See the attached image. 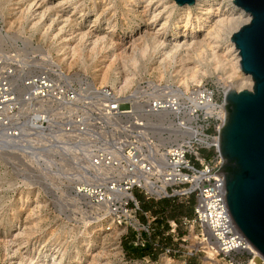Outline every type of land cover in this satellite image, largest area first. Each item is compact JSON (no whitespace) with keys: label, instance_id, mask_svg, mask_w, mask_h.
I'll list each match as a JSON object with an SVG mask.
<instances>
[{"label":"rangeland","instance_id":"rangeland-1","mask_svg":"<svg viewBox=\"0 0 264 264\" xmlns=\"http://www.w3.org/2000/svg\"><path fill=\"white\" fill-rule=\"evenodd\" d=\"M33 1L0 0V87L4 86L2 82L5 81L7 84L4 87L7 90L9 87L15 99H24L26 107L21 110L15 108L6 116L4 115L3 117L7 118L11 114L9 118L5 119L8 123L3 119L2 121L5 123L3 122L0 126V138L8 146L4 149L15 150L16 154L7 156L6 160L0 157V264H18L19 260L22 261V264L29 261L30 264H35L38 256L44 253L49 256L55 254L62 257L63 252L66 253L62 264H77L78 258H82L81 264H94L95 261L97 264H226L225 261L214 256V250L213 255H207V252L201 251L193 257L185 258L162 255L161 250L155 249L153 245L155 242L174 243V239L167 235L169 229L167 220L192 215L195 203L194 194L189 197L157 198L150 197L144 190L136 188L134 196L138 197L141 207L158 216L153 221L154 232L150 238L138 241L135 231L131 227L126 228L124 224H119L109 207L104 213L97 215V210L91 204V198L94 196L81 193L79 188H83L84 185L87 189L93 187L92 189H96L97 194L102 190L97 185L78 183V177L82 178L81 175L85 173V175H94L95 172H92L90 168L91 151L107 147L112 148L106 149L108 152L116 153L117 146L125 144L128 140L137 142L145 158L148 159L147 155H151L149 152L151 147H157V154L164 155L165 160L166 149L172 143L178 142L180 138L174 137L171 141L161 142L169 135L165 130L166 123L157 125L158 129L143 128L147 123L145 118L147 112L151 111V107L157 99L159 101L161 99L171 100L172 97H166L170 93L173 95L175 90L181 92L174 93L173 98L178 96L176 99L178 100L179 97L186 99V96L192 94H200L202 97L204 94L202 88L207 87L215 89L216 99L221 100L219 91L222 89L225 91L226 87L233 84L227 79V76L232 72L231 65L236 61L237 54L235 49H229L228 52L231 41L223 38L220 41V47L217 48L218 54H223L220 57L228 58L227 61L231 62L227 68L222 65L215 69L212 64L208 66L201 63L203 69L198 75L201 82L196 83L189 79L188 86L183 87V80L191 76L189 68L193 69L194 65L198 66L200 62L191 56V59H186L182 64L173 63L172 68L165 69L166 62L162 61V54L169 50L168 46L163 48L162 44L155 45L154 40L152 41L150 37L151 33L156 34L158 39L166 42L172 39V34L179 29L175 25L179 9L171 4V0H152L153 2L137 0L138 3L134 8L137 7L140 10L146 8V13L142 14L129 11L130 6L124 8L123 0ZM30 3L33 6L31 11L27 12ZM48 5H55L54 7L57 8L52 7V10L47 12ZM107 5L108 7H106ZM98 11L104 12L100 16ZM40 13H44L41 20L38 19L41 16ZM155 14H158V17L154 18L151 23ZM167 18L166 27L160 31ZM53 19L56 20L51 31H48ZM35 21L38 22V25H35ZM245 22L246 20L242 21L241 25H244ZM60 29L62 30L59 31ZM85 33L87 35L83 38L82 34L85 35ZM204 34L205 32L202 30L198 32L197 39L201 40L203 38L201 35ZM97 35L108 37L106 48H100L102 44L97 47L93 46ZM143 37H147V41L149 40L150 49L146 56H142L140 51L137 52L140 57H137V60L140 63L134 67L133 61L128 60L126 53L132 52L134 44L139 45ZM66 39L69 40L67 51L75 48L83 53V58L80 62H76V65L72 61L71 52L66 54L65 48H60L65 44ZM92 49L94 52L90 54ZM70 61L74 63L71 66ZM51 63L61 67L60 69L66 76H60L58 72H54L52 68L56 65L53 66ZM108 65L112 67V76H116L117 81L121 84H124L126 74H134L131 86L118 95V99L122 100L118 116H109L106 113V102L104 99L99 100L102 95L96 93L95 89L100 86L102 75ZM155 67H158L162 73L152 69ZM239 73L234 79L236 84L233 86L251 89L249 79L243 78V75ZM40 74L53 79L55 83L51 80L52 86L64 84L76 90L80 98L79 104L73 106H70L69 102H66L69 105L54 102L51 98L50 100L63 108V111L61 110V114H56L57 120L54 116L53 121H57V124H54L53 130L49 129L48 123H42L45 130L41 135L35 131H37L36 128L39 129L37 126L40 125L38 116L41 113L39 111L44 110L37 106L32 108V87L34 86L30 85V83H36L34 79ZM117 84L109 79L103 83L102 87L114 91ZM53 90L48 96L53 97ZM7 93L9 91L4 94ZM59 94L60 91L56 90V95ZM124 112L131 114L123 115ZM174 116L177 115L171 112V129L176 131L179 124L173 122V119L176 118ZM215 116L216 120L212 121L211 129L208 131L213 134L216 133L220 119L217 115ZM77 118L86 120L87 130L84 134H81L84 124L81 121L77 123ZM203 119L199 125L206 124ZM18 122L23 128L20 126L21 128L17 130ZM182 122V125H186L183 120ZM65 126L71 127L68 130L71 131L70 134L63 133V130L66 129ZM10 131L13 132V135ZM17 142L19 143L17 144ZM204 152L212 153L208 150H204ZM94 157L93 155L92 159ZM117 159L115 157L114 160L108 162L110 166L107 165L104 169L107 171L103 172L120 171L119 165L114 166V161H117L118 164L121 162ZM105 185H107L105 199L107 197L108 200L115 199L118 194L114 188L116 183L110 180ZM108 191L115 193L110 197ZM105 205L107 202L98 203L97 206ZM145 206L149 208H145ZM139 216L141 220H146L142 212ZM102 220L104 221L101 222ZM99 223H103L106 230L95 234L92 238V245L86 246L84 240L90 237L91 229ZM94 230L92 229V231ZM21 231H24L25 234L22 235ZM26 231H30L31 236L30 234L28 236ZM184 233L186 234L187 231L181 228L180 234ZM22 241L23 243H21ZM14 248L20 251L14 254L12 252ZM144 250H148L149 253L144 254L146 252ZM48 260H50L49 257ZM51 262L49 261L48 264Z\"/></svg>","mask_w":264,"mask_h":264},{"label":"built area","instance_id":"built-area-1","mask_svg":"<svg viewBox=\"0 0 264 264\" xmlns=\"http://www.w3.org/2000/svg\"><path fill=\"white\" fill-rule=\"evenodd\" d=\"M38 77L50 79L48 76L42 74L36 78ZM53 82L55 83L54 80ZM202 89L205 90V93L211 92L212 100L200 103V106L195 108V101L190 99L193 94L186 96V99L179 97L181 109L177 117L173 119V122L182 125L183 120L186 123L185 126L182 125L184 128H196L211 138L218 136V143L208 146L196 140L192 144L183 143V140H178V142L172 143L166 149V160L161 168L153 166L148 161L151 167L146 170V168H142L140 165L141 160H143L140 153H144L137 142L128 140L125 144L117 146L116 153L118 155H114V157L121 159L120 164L114 161V166L119 165L121 170H112L106 174H102L101 170L105 169V167H102L104 166L102 162L109 165V153L112 151L108 152L106 149L112 148L100 147L92 151L90 158V168L95 174L85 175V173L81 175L83 177H78V183L100 186V190L102 191H100L99 197L94 196L91 198V204L97 210V215L104 213L109 207L119 224H124L126 228L131 227L135 231L138 241L144 240L147 237L150 238L154 232L153 221L158 216L152 214L149 210H144L137 196L125 198L118 193L115 199H105L107 188L105 184H108L110 180H114V182L125 185L134 195H136L134 190L138 188L144 190L150 197L155 196L157 198L189 197L194 194L195 203L192 215H184L167 220L169 225L167 235H170L174 239V243L153 242L155 249L161 250L162 255L190 258L201 251L206 252L207 248H212L215 251L214 256L220 260L229 264H247L254 257V252L251 250L252 245L236 225L226 202L225 176L222 170L224 160L219 149L220 130L225 121L222 123L221 119H219L216 133L208 132L211 129L212 121L216 120V116L209 112L208 109H212L213 104H224L229 89L226 92L224 89L219 91L221 93V100L216 99L215 89L207 87H203ZM56 90L60 91L59 95H56ZM53 97L48 96L46 98H52L54 102L60 104H68L66 102H69L70 106L77 105L80 101L78 92L64 84H55ZM101 99H104L106 102L105 111L109 116H118L120 114L117 113L120 110L121 104L118 97L102 96L99 100ZM77 119V123L81 121L84 124L82 125L84 128L83 132H81V134H84L87 130L86 120L84 118ZM201 119L206 121L205 125H199ZM65 128L67 130L64 129L63 133L66 135L70 134L71 131L68 130L71 127L65 126ZM132 148L134 149L133 155L135 157L132 155L129 158L128 152ZM204 150L211 151L212 153H205ZM98 154H100L98 158L94 157L92 159L93 155L97 156ZM106 157L109 158L105 159ZM92 162H95L96 165H91ZM134 175L144 177L155 188L165 187L167 194L158 195L155 192L147 191L141 187L140 182L134 178H130ZM98 198L102 199L98 200ZM103 202H107V205L103 207L97 206L98 203ZM140 212L143 213L146 220H141L139 216ZM181 228L186 230L187 233L180 234Z\"/></svg>","mask_w":264,"mask_h":264},{"label":"bare ground","instance_id":"bare-ground-1","mask_svg":"<svg viewBox=\"0 0 264 264\" xmlns=\"http://www.w3.org/2000/svg\"><path fill=\"white\" fill-rule=\"evenodd\" d=\"M68 1H70V0H67L65 2H68ZM234 1L235 0H196V2L193 5L184 4V5L180 6L175 0H171V2H172L171 4H173L174 7H178V9H179L178 19L175 22L176 27L179 28V29L177 30L176 33L172 34L173 35L172 36V39H169L170 41L168 40L166 42H164V40L161 41L160 39H158V37H157L156 34H152L151 33L150 37L152 38V41L154 40V44L155 45L162 44V45H164L163 48L164 47L166 48V46H168V49L169 50L168 51H164L163 54H162V57H163L162 58V61L163 62H166L165 63L166 64L165 69H167L168 67H171L172 65H174L173 63H175V64H179V63L182 64V62H184L186 59H189V58L191 59V56L197 58L198 61L200 62L199 65L197 64L198 66L194 65L195 67L193 69L192 68H189L190 66L188 67L189 69H191V72L188 71L189 69L186 70V71H188L189 73H191V76H190V78H185V76H184L185 79L184 78H181V79H184L183 82H182L183 87H187L188 86L189 79L191 81H193V82H196V83H200L201 82V80L198 77L199 73L202 71L201 69H203L201 67V63H205L208 66H210V64H212V65H214L215 69H218V67L219 66H222V65L225 66V68H227L228 65H230L231 62L230 61H227L228 58L227 59L226 58H221L220 55H223V54H220V55L218 54L217 48L220 47L219 44H220V41L223 38L228 39L229 41H231V46H230L231 48L230 47L228 48V52L230 50H234L235 49V52L237 53L236 54V61L233 60L234 61L233 62L234 64L231 65V68H232L231 71L232 72H230V74L227 76V79L230 80L231 82H233V84H231L230 87H226L225 88V92L228 89L234 88V87L237 88L238 91L242 90V88H239L238 86H233L234 84H236V82L234 81V79H236L235 77L237 76V74L239 72L243 75V78L245 77V78L249 79V82L251 83V87L253 86L252 84H254V82H253L252 76L250 74L244 73L243 70L241 69V65H240L241 55L239 54L240 52H239V49H237V46H236L235 42L232 40V37H233L234 33L237 32L241 28V26H242L241 25V22L244 21V20H246L245 24L248 23L251 20V15L249 13H247L243 8L239 7ZM33 2H35V0ZM33 2H32V4H33ZM151 2H153V1L151 0ZM137 3H138L137 0H123V6H124V8L130 6V10L129 11L132 10V12L134 11V13L137 12L139 14L144 13L146 11V8L144 10H140L137 7L134 8L135 4H137ZM147 3H149V2L147 1ZM32 4L30 3L29 7L26 10L27 12L31 11L32 6H33ZM49 5H51V4H49ZM49 5L47 6V8L49 9V10H47V12H49L50 9L52 10V7L55 6V5H52V6H49ZM106 7H108V5ZM147 7H149V6H147ZM54 8H57V7H54ZM45 11H46V9H45ZM125 11L127 12V10H125ZM82 12L84 13V9L82 10ZM103 12L104 11H100V12L98 11V14L100 13V16H101L103 14ZM134 16H136V15H134ZM39 17L40 18H38V19L41 20L44 17V13H42L41 16H39ZM157 17H158V14H155L154 17H153V19L150 22L152 23L153 20H154V18H157ZM55 20L56 19H53L52 22L50 23V25L48 27V31L52 28V25L54 24ZM38 22H40V21H38ZM38 22H36L35 25H38ZM167 23H168V18L165 20L163 26L160 28V31L163 30L166 27ZM33 24H34V22H33ZM108 26H110V25H108ZM45 28H47V27H45ZM61 30L62 29H60L59 31H61ZM201 30L204 31L205 34L204 35H201V37L203 36V38L201 40H198L197 37H196V35ZM86 35H87L86 33H85V35L82 34V37L85 38ZM55 37H57V36H55ZM107 38L108 37H106V35L105 36L104 35L103 36H98L97 35L96 39L93 42L94 45L93 44L92 45L97 47L100 44H102L100 48L104 49V48L107 47L106 46ZM108 41H107V43H108ZM148 41H147V37H143L142 40H141V43H139V45H137V44L135 45L134 44L132 52L126 53L127 54V57H128V60L131 59L133 61L134 67H137V64L140 63L137 60V57H138L137 52L140 51V53H141L142 56H146V53L149 51L150 45H149ZM64 42H65V44H63L60 48H65L66 54H68V53L70 54V52H71L70 55H71V58L73 59L72 61H74L75 62V65H76V62L77 63H78V61L80 62V60L83 58V53H81L78 49H75V48L74 49H71L70 51H67L69 40L66 39ZM92 48L94 49V47H92ZM160 48H161V46H160ZM69 49H70V47H69ZM82 49H80V50L82 51ZM58 50H59V48L57 49V51ZM153 50H154V47H153ZM162 51H163V49H162ZM82 52H84V51H82ZM92 52H94V50L91 51L90 54H92ZM90 54H89V56H90ZM48 57H49V55H48ZM138 58H140V57H138ZM125 59L127 60V58H125ZM72 61H70L71 62L70 63V66L74 64V63H72ZM130 63H132V62H130ZM54 65H56V64H54ZM107 67L108 68H106V70H104L105 72L102 75V81H100V86L98 88L97 87L95 88L96 89V93H98L99 95H102L104 97H111V98L112 97H117L120 93L124 92L125 90H127L129 88V86H131V84L133 83V80H134V74H132V73L126 74L127 76L125 77V82H124V84H121V82H118L117 81L118 79H117L116 76L115 77L112 76V74H111L112 67L110 65H108ZM60 68L61 67H59L58 65H56L54 68H52V70L54 72H58V74H60V76L61 75L62 76H66V74L63 72V70H61ZM130 68H132V67H130ZM183 68H184V66H183ZM152 69L156 70L158 73H162V71L158 67H155V68H152ZM180 69H178V70L181 71L182 69L181 70ZM186 69H187V67H186ZM208 69H210V68H208ZM168 70H166V71H168ZM135 73H136V71H135ZM170 75H172V74L170 73ZM186 77H187V75H186ZM109 79H111L112 81L118 83L117 86L114 87V89H113L114 91H109V90L105 89L104 87H102L103 86V83L105 81L109 80ZM34 80H35V82L37 84L36 83L34 84V82L33 83H30V85H33L34 86V87H32L33 88L32 89V95H33L32 99H33V102H32L31 105H32V108H34V107L37 106L39 109L41 108L42 110H44V111H41V112L39 111V113H41L38 116L39 117L38 120H39L40 125L37 126V127H39V129L36 128L37 131H35V132H38L41 135V133H43L44 130H45V128L42 127V123H48L49 129L50 130H53L55 128L54 124L55 125L57 124V121H53L54 116L56 117V120H57L56 114L57 113H60L61 114V110L63 108L59 107V105L58 104H55L52 100L46 98L49 95V93L52 92V90L54 89V86H55V85L52 86L53 83H52L51 80L45 79V78H41V77L38 78V79H34ZM2 83L4 84V86L7 84V83H5V81L2 82ZM35 85H37V86H35ZM4 86L2 85V87H0V117H1L0 118V126L3 124V122L5 121V119L9 118V116L11 114L7 118L6 117L4 118L3 117L4 115L6 116V114H8L9 112H11L15 108H18V109L21 110V109H24V107H25V105H24V101L25 100L24 99L22 100V99H19V98H16L15 99V97L12 96V92L9 90V87L7 86L8 87V90H7ZM7 91H9V93L4 94ZM173 92L175 93L177 91L175 90ZM178 92H180V91H178ZM29 93H31V92H29ZM174 93H173V95H172V93H170L166 97V98H171L172 97L171 100H167V99H163L162 100L161 99V101H159V99H157L155 101V103L151 107V111H148L147 114H146V117L145 118L147 120V123L145 124V126H143V128H145V129L148 128L149 130L152 129V128L153 129H158L157 128V125H160V124L163 125L164 123H166L167 127L165 128V130L168 132L169 135L166 138L162 139L161 142L171 141L172 139H174V137H176V138H180V140H183V143H187V144H192V142L194 140H196V141H198V142H200L202 144L208 145V146H210L212 144L218 143V136H214L212 138L211 137H208V136L204 135V133L202 131H199L196 128H192L191 127V129H189L190 127L189 128H184L183 126H185V125H183V126H179L178 125V128L176 129V131L173 130V129H171L172 122L170 120V114H171V112H173L174 115H178L179 114V111L181 109V103H180V101L179 100H176L178 96L177 97L175 96L173 98ZM43 94H45V95L43 96ZM180 96H182V95H180ZM211 97H212L211 92L205 93V90H204V94H203L202 97H200V94H197L193 98L191 96L190 99H192L193 101H195L194 102V107L197 108V107L200 106V103H205V102L211 101L212 100ZM118 98H119V96H118ZM118 100L119 101H122L121 99H118ZM208 111L211 112L214 115H217V117H219L221 119L222 123L225 121V103L224 104H221V105H219V104H213L212 109H208ZM117 113H119V111H117ZM129 113L130 112H126V113L124 112L123 115H128ZM175 117H177V116H175ZM3 119H4V121H2ZM5 122L8 123L7 121H5ZM20 124L21 123H19V125H18L19 127H17V128L15 126V128L17 130L22 127ZM9 126L10 125H8V127ZM48 126H47V130H48ZM50 126H52L51 127L52 129L50 128ZM2 127H4V126H2ZM15 128H13V129H15ZM20 131H22V130L20 129ZM1 132H3V131H1ZM10 133H11V131H10ZM18 143L19 142H17V144ZM5 147H8L7 144L5 143V141H3L0 138V157H1V159L6 160L5 158L7 156H11V155L14 156V155H16L15 154V150L14 151H11L9 149H6L5 150L4 149ZM140 149H141V147H140ZM133 151H134L133 148L131 150H129V152H128V157L129 158H130V156L133 155ZM115 152H117V151H115ZM149 152H150L151 155H147L148 159L145 158L142 153H140V155H141V157L143 159L140 162L141 167L142 168H146V170H148V168L151 167L150 164H148V161H150V163L153 166H159L161 168V166L164 164V162L166 160V157H165V160H164V155L163 156H160L159 154H157V147L156 148L155 147H153V148L151 147V149H150ZM109 154H110L109 155L110 159H108L109 157H106L105 158V159H108V161L114 160L115 159L114 155L115 156L118 155L117 153H114V152H111ZM17 155H19V154H17ZM165 155H166V152H165ZM20 156H22V155L20 154ZM99 156H100V154H98L95 157L98 158ZM133 157H135V156L133 155ZM117 160H121V159L119 158ZM92 163H93L92 165H94V166L96 165L95 162H92ZM102 164L104 165L102 167H105V169H106L107 164L105 162H102ZM101 171H102V174H106L105 172L107 170H101ZM103 171H105V172H103ZM130 178L131 179L134 178L136 181L140 182L141 187L144 188V189H146L147 191H150V192H153V193L155 192L158 195H162V194H165L166 195L167 194V190H166L165 187L155 188V186L152 183H150L147 179H145L144 177L142 178L140 176L134 175V176H131ZM112 182H114V180ZM115 183H116V185H115L116 187H114L115 190L118 191V193H120L123 197H125V198L135 197L134 196V193L131 192L130 190H128L127 187H125V185H123L121 183H118V182H115ZM92 188L91 189H87V187H85V185H84L83 188H81V187L79 188V191L81 193H84V194H87V195H93V196L99 197V195L101 193H98L97 194L96 193V189H92ZM111 188H113V187H111ZM113 193H115V192H112V191L109 192L108 191L109 196L111 194H113ZM101 199L102 198H98V200H101ZM103 221L104 220H102L101 222H103ZM92 229H95V230L92 231ZM92 229H91V233H89L90 234V237L88 239L84 240V242L86 243V246L88 245V247H89V245L90 246L92 245V243H93L92 238L94 237V235L97 234V233H100V232L105 231L106 230V227L104 226L103 223H99L98 225H96ZM26 232H28V231H26ZM29 232H28V236H29V234L31 236V233H29ZM21 234L24 235L25 232L23 231ZM18 236H19V234H18ZM12 242H15V241H12ZM15 243H13V244H15ZM21 243H23V241ZM251 250L254 252V257L249 261L248 264H251V263L252 264H259V263L260 264H263L264 263V257L260 254V252L253 245L251 246ZM17 251H20V250L14 248V251H12V252H14V254H17ZM206 252L208 253L207 255H213L212 254L213 253V249L212 248H207L206 249ZM65 253L66 252H63L62 257H58L55 254H54V256H49L47 253H44V254L38 256L37 262L35 264H48L49 261L50 262L52 261L50 264H62L63 257L65 255ZM19 254H20V252H19ZM48 257L50 258V260H48ZM81 259L82 258H78L77 264H81ZM259 259H260V261H259ZM22 260H23V258H22ZM30 260H31V258H30ZM19 261L20 262L18 264H22V261L21 260H19ZM95 262H94V264H95ZM30 263H31L30 261L28 263L26 262V264H30ZM225 263L226 264H229L227 262H225ZM96 264H97V262H96Z\"/></svg>","mask_w":264,"mask_h":264},{"label":"water","instance_id":"water-1","mask_svg":"<svg viewBox=\"0 0 264 264\" xmlns=\"http://www.w3.org/2000/svg\"><path fill=\"white\" fill-rule=\"evenodd\" d=\"M180 6L196 0H175ZM251 20L234 33L241 69L251 89L230 88L219 149L226 202L240 231L264 257V0H235Z\"/></svg>","mask_w":264,"mask_h":264},{"label":"trees","instance_id":"trees-1","mask_svg":"<svg viewBox=\"0 0 264 264\" xmlns=\"http://www.w3.org/2000/svg\"><path fill=\"white\" fill-rule=\"evenodd\" d=\"M145 208H149V207L148 206H145ZM144 251H146V252H144V254H148L149 253L148 250H144Z\"/></svg>","mask_w":264,"mask_h":264}]
</instances>
